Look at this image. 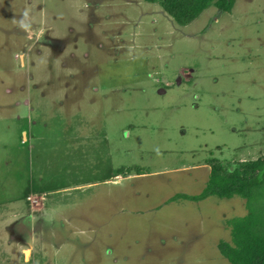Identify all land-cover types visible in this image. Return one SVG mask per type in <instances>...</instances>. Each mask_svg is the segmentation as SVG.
<instances>
[{"label": "rangeland", "instance_id": "374dc122", "mask_svg": "<svg viewBox=\"0 0 264 264\" xmlns=\"http://www.w3.org/2000/svg\"><path fill=\"white\" fill-rule=\"evenodd\" d=\"M257 159L264 0H0V264H231L260 190L181 195Z\"/></svg>", "mask_w": 264, "mask_h": 264}, {"label": "trees", "instance_id": "16d2710c", "mask_svg": "<svg viewBox=\"0 0 264 264\" xmlns=\"http://www.w3.org/2000/svg\"><path fill=\"white\" fill-rule=\"evenodd\" d=\"M147 3L158 2L162 9L180 26H187L202 14L214 2L217 8L230 13L235 0H145ZM230 175L224 174L222 164L211 167L209 186L200 196L181 195L185 200L198 201L209 196L230 199L240 196L250 201L257 196L264 197V159L243 163ZM261 190L263 192H261ZM232 243H222V255L231 264H264V220L251 217L232 221Z\"/></svg>", "mask_w": 264, "mask_h": 264}, {"label": "bare ground", "instance_id": "6f19581e", "mask_svg": "<svg viewBox=\"0 0 264 264\" xmlns=\"http://www.w3.org/2000/svg\"><path fill=\"white\" fill-rule=\"evenodd\" d=\"M26 256H27V257L29 256V253H28V252H26Z\"/></svg>", "mask_w": 264, "mask_h": 264}, {"label": "crops", "instance_id": "0c3cea01", "mask_svg": "<svg viewBox=\"0 0 264 264\" xmlns=\"http://www.w3.org/2000/svg\"><path fill=\"white\" fill-rule=\"evenodd\" d=\"M206 165V164H205ZM204 169H207V167L204 166ZM208 170H210V168H208Z\"/></svg>", "mask_w": 264, "mask_h": 264}]
</instances>
